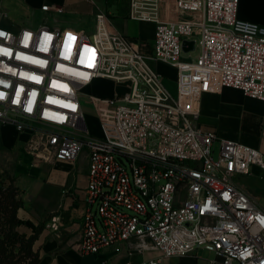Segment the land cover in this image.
<instances>
[{"label":"built area","instance_id":"obj_1","mask_svg":"<svg viewBox=\"0 0 264 264\" xmlns=\"http://www.w3.org/2000/svg\"><path fill=\"white\" fill-rule=\"evenodd\" d=\"M240 2L129 0L128 18L155 23L151 55L105 12L92 34L50 20L15 30L0 5V123L25 133L24 150L44 162L88 151L81 255L134 264L153 251L139 264H164L208 249L210 264H264V206L238 182L264 170V150L200 125L204 93L232 87L264 102V25L242 18ZM184 40L200 46L196 59H181ZM152 59L175 65V92ZM102 79L125 91L90 96L95 135L82 90Z\"/></svg>","mask_w":264,"mask_h":264},{"label":"crops","instance_id":"obj_2","mask_svg":"<svg viewBox=\"0 0 264 264\" xmlns=\"http://www.w3.org/2000/svg\"><path fill=\"white\" fill-rule=\"evenodd\" d=\"M128 2L129 0H0V5L2 9L5 11L10 10L18 18H23L29 12L55 13L54 10L50 12L42 11L41 7L44 4H49L52 7H62L66 15L64 19L68 20L67 23L70 24L66 26L72 27L73 25H79L81 29L87 20H95L98 12H105L110 17L111 24L115 29L124 33H131L141 40L150 39L153 41L155 23L136 21L128 18ZM240 15L242 18L251 21L262 22L258 19L248 18L243 12ZM53 18L54 20L58 19L57 17ZM46 20L51 19L47 17ZM140 43L141 50L145 54L151 55L152 48L143 45L142 41ZM151 64L167 78L169 85L172 83L175 84L177 73L173 63L152 59ZM163 68L166 69L164 70ZM169 76H172V80ZM109 81L113 82L112 80ZM114 84L116 85V83ZM115 93L114 90L113 94ZM231 93L237 94L240 99L231 97ZM223 95H225L224 98H222ZM205 98L212 101L211 106L208 107L204 104L203 101ZM245 99L252 102L253 106L249 107L245 105ZM200 105L202 112L200 125L203 129H219L221 136L235 138L264 150V145L261 147L259 143L262 139V142H264L262 135L264 102L262 100L250 97L240 89L226 87L221 92H207L202 94ZM207 115L218 118V127L207 125L202 121V117ZM247 115H252L254 120L253 124L250 125L251 127L249 126L250 129L248 128V133H245V116ZM241 127L244 128L241 136L242 139L238 136V130ZM8 128L15 131V136L21 137V148L24 150L26 134L19 133L12 123L1 125V130ZM233 130H236V132ZM257 133H259V136L261 135V140L257 139L259 137H257ZM99 135H102V131ZM5 145L7 147L15 146L16 141L15 139L8 141ZM78 162H80V165H78ZM31 169L37 171L42 176L41 178L44 179V182L42 180L41 183L43 189L46 185L56 189L53 193L50 191L46 192L44 189V192L48 193L51 199L50 201H52V206L49 208L46 216L49 217L51 215L52 217L47 221L45 230L36 242V246L41 248L43 256L42 264H89L77 256L75 252L77 250L73 247L74 241L82 231V216L88 208L84 200L89 174L88 151L82 150L76 160L44 162L35 159L31 162ZM32 219L39 222L42 216L38 215V217ZM103 254L107 255H105L106 257L103 260L108 259L109 264H118L121 260L120 256L112 252ZM174 258L180 260H197L198 256L197 254H191ZM102 261L99 264H102Z\"/></svg>","mask_w":264,"mask_h":264},{"label":"rangeland","instance_id":"obj_3","mask_svg":"<svg viewBox=\"0 0 264 264\" xmlns=\"http://www.w3.org/2000/svg\"><path fill=\"white\" fill-rule=\"evenodd\" d=\"M4 23L12 27V29H18L22 26H31L37 27L41 23L46 21V18H50L51 23H56L61 25L62 27H66V25H70L67 23L68 20H65V13L56 14V13H34L29 12L23 18H18L16 15L11 12L10 10L5 11ZM243 12L248 18L250 19H258L264 24V0H241L240 2V14ZM241 16V15H240ZM52 17V18H51ZM53 17H57V20H54ZM67 23V24H66ZM137 26V25H135ZM72 29L75 31L84 30L89 34H92L96 29V21L89 19L87 22L83 24V28L79 25H73ZM133 33V32H132ZM132 37H137L132 35L131 33H127ZM191 38L196 39L197 44L199 43L200 35L194 34ZM140 39V38H139ZM143 45L152 48L153 41L150 39L141 40ZM200 46L197 45L195 49L191 51H182L181 59L183 60H194L200 54ZM164 70L166 68H163ZM173 74V72H172ZM172 80V76H169ZM164 82L167 83V78L164 77ZM173 92L176 90V81L175 84L172 83L168 86ZM124 92L125 88L123 84L115 85L113 82L109 80H98L91 85L86 86L83 91V100H84V112L86 116V120L90 131L95 134L99 135L103 127L99 124L98 121V114L95 110L92 102L89 100L91 95L94 94H101V95H112L113 92ZM225 95L222 96L224 98ZM231 97L239 98L237 94L231 93ZM204 104L208 107L212 105V101L210 99L205 98ZM245 105L252 107L253 104L249 100L245 99ZM218 118L212 116H204L202 117V121L207 125L217 126L218 125ZM253 117L252 115L245 116V133H248V128L250 129V125L253 124ZM0 123V182L3 181L5 184H8L10 181L8 177L16 178L17 182L21 188V196L23 197L24 201L26 202V207H22L19 211L20 216L25 218H36L38 215L44 217L48 214L49 208L52 206V201L48 196V193L44 192H55L56 189L50 186H45L44 189L41 186L42 176L38 174L37 171L31 169V162L36 158H33L30 154H28L22 147L21 137L15 136V131L11 129H2L1 130ZM250 126V127H249ZM218 127V126H217ZM220 133L219 129H216ZM236 132V130H233ZM244 132V128H240L238 130V136L242 139V133ZM259 133H257V137ZM17 137V138H16ZM16 141V145L12 147H7L5 144L8 141L14 140ZM261 140V135L257 138ZM258 140V141H259ZM263 141V139H262ZM259 142L260 146L263 147L264 142ZM86 150V148L84 149ZM80 165V162H78ZM238 182L243 185L250 194L262 205L264 206V170H261L259 167H253L252 172L247 175H243L238 178ZM46 194V195H45ZM46 197V198H44ZM24 230V227L21 228ZM74 252V251H73ZM77 256L81 257L83 261H87L89 264H99L103 258L106 256L104 254H90V255H81L75 251ZM159 252H147L145 255H135L131 258V261L134 264H139V262L145 256H155L158 255ZM88 256V257H87ZM197 260H180L174 257H169L164 259V264H210V260L216 257V253L208 250V249H199L197 252ZM46 257V255H45ZM122 260H127L129 257L121 256ZM120 261V262H121ZM54 262V260H52ZM120 262L118 264H120ZM78 264V263H77Z\"/></svg>","mask_w":264,"mask_h":264},{"label":"trees","instance_id":"obj_4","mask_svg":"<svg viewBox=\"0 0 264 264\" xmlns=\"http://www.w3.org/2000/svg\"><path fill=\"white\" fill-rule=\"evenodd\" d=\"M6 178L8 184L0 182V264H42L36 242L52 216H44L39 222L20 216V209L27 204L17 179Z\"/></svg>","mask_w":264,"mask_h":264},{"label":"water","instance_id":"obj_5","mask_svg":"<svg viewBox=\"0 0 264 264\" xmlns=\"http://www.w3.org/2000/svg\"><path fill=\"white\" fill-rule=\"evenodd\" d=\"M195 49V40H184L183 41V50L189 51Z\"/></svg>","mask_w":264,"mask_h":264},{"label":"snow or ice","instance_id":"obj_6","mask_svg":"<svg viewBox=\"0 0 264 264\" xmlns=\"http://www.w3.org/2000/svg\"><path fill=\"white\" fill-rule=\"evenodd\" d=\"M0 35H3V33H0Z\"/></svg>","mask_w":264,"mask_h":264}]
</instances>
